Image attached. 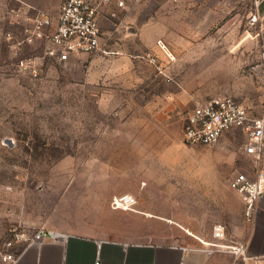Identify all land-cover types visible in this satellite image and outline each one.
Segmentation results:
<instances>
[{
  "label": "rangeland",
  "instance_id": "1",
  "mask_svg": "<svg viewBox=\"0 0 264 264\" xmlns=\"http://www.w3.org/2000/svg\"><path fill=\"white\" fill-rule=\"evenodd\" d=\"M259 1L102 5L101 53L131 62L122 85L103 90L88 81L95 52L61 54L46 40L23 41L28 21L13 14V0H0V264L25 245L21 234L41 228L206 249L235 242L249 219L230 181L259 161L245 152L240 130L215 144H189L183 126L197 102L220 95L261 111ZM127 186L137 201L114 208ZM217 224L223 240L213 237Z\"/></svg>",
  "mask_w": 264,
  "mask_h": 264
},
{
  "label": "built area",
  "instance_id": "2",
  "mask_svg": "<svg viewBox=\"0 0 264 264\" xmlns=\"http://www.w3.org/2000/svg\"><path fill=\"white\" fill-rule=\"evenodd\" d=\"M111 3L121 6L124 0H63L56 14L37 10L33 16L25 19L28 25L25 27L26 36L23 41L31 43L46 40L61 54L104 51L100 7ZM257 19V14L252 15V22H256ZM159 44L165 47L161 40ZM260 59L261 78L264 84V49L261 51ZM150 60L157 64L160 72L168 80L172 79L155 56H150ZM25 65L29 71L38 73L36 65L28 62ZM235 130H240L246 136L244 150L259 161L260 165L253 173L246 171L235 173L230 181L231 187L242 195L246 214L248 219H251L257 199L264 196V103L261 111L255 115L247 105L231 95H220L199 101L186 116L183 140L189 144H215L227 132ZM137 199V190L127 186L123 193L114 196L112 205L114 208L126 210L131 208ZM60 234L41 228L33 234H21L20 237L26 243H31L46 238L56 239ZM213 237L216 240L226 238L223 224L214 227ZM211 245L214 247L207 248L209 252L222 249L244 260L251 257L243 243L213 242ZM18 254L19 252H8L4 255V260L11 264L16 261ZM254 258L264 261L262 256Z\"/></svg>",
  "mask_w": 264,
  "mask_h": 264
},
{
  "label": "crops",
  "instance_id": "3",
  "mask_svg": "<svg viewBox=\"0 0 264 264\" xmlns=\"http://www.w3.org/2000/svg\"><path fill=\"white\" fill-rule=\"evenodd\" d=\"M13 1L15 2L13 14L20 20L33 16L37 10L56 14L63 2V0ZM260 1L264 12V0ZM131 61L134 60L131 58ZM130 63L126 56L111 58L106 57L101 51L95 52L87 71L88 81L95 80L94 82L103 90L109 83L114 84V81H119V85H122V76L127 72ZM102 95L106 96V93ZM60 233L56 239L46 238L26 243L22 246L16 261L11 264H264L263 260L254 258L264 257V196L257 199L253 217L245 227L238 230V235L234 239L235 242L245 244L248 255L251 256L247 260L225 250L209 252L206 248L193 244L129 242L82 233Z\"/></svg>",
  "mask_w": 264,
  "mask_h": 264
}]
</instances>
